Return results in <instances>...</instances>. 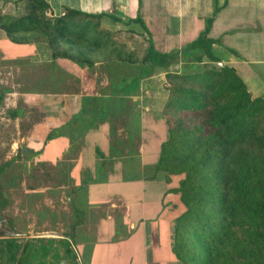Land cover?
Segmentation results:
<instances>
[{"label": "crops", "instance_id": "crops-1", "mask_svg": "<svg viewBox=\"0 0 264 264\" xmlns=\"http://www.w3.org/2000/svg\"><path fill=\"white\" fill-rule=\"evenodd\" d=\"M5 1L26 3L28 9L35 0ZM42 1L48 4L50 16L66 18L76 32L89 24L90 39L98 37L99 44L88 50L77 43L74 61L66 56L56 59L47 41V48L38 46L40 52L34 59L52 54L53 66L59 60L62 63L59 69L55 65L46 73L63 75L57 79L59 89L48 92L49 98H41L42 120L29 130L36 147L32 149L41 155L44 169L48 168L43 169L41 187L34 189L35 195H42L41 212L35 210L38 204L30 203L33 208L26 230L20 232L14 227L16 234L0 235V240H5L0 244V264L6 259L4 264H20L25 247L31 256L40 239L43 243L59 242L58 264H181L173 248L178 216L174 183L157 167L162 145L169 138L164 115L170 97L167 73L188 72L184 71L186 59L196 57L193 53L198 49L206 52L204 46L189 49V45L206 32L211 56L233 67L254 97L264 95V56L247 53L248 44L250 51L264 50V0ZM68 13L71 15L66 17ZM89 18L104 20L113 27L127 24L136 33L138 47L128 46L130 54L127 50L117 53L109 46L110 31H98L100 24ZM72 21L77 23L73 26ZM1 31L0 27V42ZM32 40L28 34L16 39L10 57L28 54L25 52L30 51ZM107 42L108 61L92 60ZM235 49L242 52L241 58ZM207 55L197 61L195 69L210 61ZM119 57L129 64L123 61L115 66ZM148 57L155 59V64L148 62ZM163 57L174 61L165 62V66L159 60ZM111 67L119 68L115 70L117 76L98 81L95 75L107 73ZM128 71L139 76L133 79L132 87L124 88V78L131 76ZM68 75H74L73 79L68 80ZM116 82L120 86L112 93L111 85ZM125 89L124 95L118 92ZM106 97H111L113 111L99 119L94 107H98V98ZM42 123L46 135L40 136L37 129Z\"/></svg>", "mask_w": 264, "mask_h": 264}, {"label": "trees", "instance_id": "trees-1", "mask_svg": "<svg viewBox=\"0 0 264 264\" xmlns=\"http://www.w3.org/2000/svg\"><path fill=\"white\" fill-rule=\"evenodd\" d=\"M29 5L30 12L19 18L0 14V27L12 40L18 33L43 31L36 41H47L56 59L73 61L69 49L59 54L60 42L88 50L99 44L98 37L90 39L89 24L76 32L63 17L53 27L46 22L47 3ZM205 33L189 49L204 46L207 55ZM207 56L210 61L196 70L167 73L169 138L157 167L174 183L178 200L173 248L181 264H264V95L254 97L233 67ZM159 60L166 66L174 58ZM147 61L155 64L152 57Z\"/></svg>", "mask_w": 264, "mask_h": 264}, {"label": "rangeland", "instance_id": "rangeland-1", "mask_svg": "<svg viewBox=\"0 0 264 264\" xmlns=\"http://www.w3.org/2000/svg\"><path fill=\"white\" fill-rule=\"evenodd\" d=\"M26 6L27 4H23V2L21 3V5H18L13 4V2L10 3L9 1L3 0L1 3L2 8L0 9V13H2L1 15L3 16L9 15L13 16L14 18H19L22 17V15L30 12V10L33 8L32 5H29V8L26 9ZM36 10L37 13L41 14L44 10V7L42 5L38 6L36 7ZM46 10L47 9L44 10L45 17H47L46 22H48L49 24L50 22L53 23L54 27V25H57L58 21L56 18L50 16L49 12ZM89 19H91V21H93L94 23L100 24L99 28L97 27L98 31H110L111 38L109 39H111V43L109 44V46H111L112 49H116L117 53L127 50L126 53L130 54L128 52V46H131L130 48L132 49H136L138 47V38L137 36L133 35L136 33H133V31L130 30L127 24L121 22L117 23L113 27L110 26L104 20L99 21L95 18ZM75 22L76 21H72L73 26L75 25L73 24ZM1 28V34L3 37L2 42H0L2 44V46L0 44V95H2L0 99V198L3 199V201H1V212L4 217L12 221L17 231L24 232L26 230V224L29 221L28 214L29 212H32L33 208L30 206V203L34 202L35 204H38V208L35 207V210L41 212L42 195L41 193L35 195L34 189L39 190V187H41V180L44 176V170H48V168L44 169L46 165L42 163L41 155L35 153L32 149V146L35 149L36 147L34 146L35 144L32 138L29 137V130L30 128L32 129L33 125L35 126L38 122H41L42 120L43 116L41 107L39 105L41 103V98L42 100L47 99L49 98L48 92H54L58 90L59 83L57 82V79L59 76H61V78L63 76L61 75V73H57V75L54 77L50 74H47L46 72L55 67V65L59 69L62 63L59 60L57 61V64L53 66V63L55 61L53 59L52 54H49L45 57H41L40 59H34V57H36L40 52L38 46H41L43 48H47L45 47L46 45L48 46V43H46V41L44 42V40L36 41L39 36H41V39L42 36H45L43 34V31H37V33L28 34V36H33L32 38L34 39L32 40L33 42H29V44H31L30 51H24L28 54L23 55V57H10V54L13 53H10L11 50L16 49L15 45H13L15 41L8 36L7 32L3 27ZM44 33L46 32L44 31ZM26 34L27 33H18L15 36L17 39H20ZM7 39H10L11 41H7ZM133 39L135 41H133ZM131 44H133V46ZM77 46V43L72 44L66 43L64 41L60 42V44H58V51L60 52L59 54H62L64 49L67 48L69 49L70 54H73L74 57L75 49ZM107 46L108 42L103 46V49H101L102 51L98 52L97 56H94V58L91 59L94 61H108L109 58L107 53ZM248 48V51H246L247 53L252 54V57H256L257 54H263L264 56V50L262 48L250 51V44H248ZM109 49L111 50L110 47ZM52 50L53 49L50 46L49 51H51V53ZM235 51L237 52L238 49H235ZM135 53L138 54L139 52L136 51ZM154 54L156 55L157 53H152V55ZM193 54H195V56L198 55L201 58L206 57V53L199 49ZM208 54L211 55L209 51ZM238 57H242L241 51L238 53ZM195 59L196 57L186 59L188 60V62L184 66V71H191L195 69V66L197 65V60ZM207 59H209L208 56ZM123 61L127 62V59L119 57L118 61H115V66ZM127 64L129 63L127 62ZM200 64L202 65V63ZM15 66L17 67L16 69H14ZM102 67V69H104L106 68V65L104 64ZM117 69L119 68L111 67L110 69H107V73L99 72V74L95 75V77L98 78V81L101 82L102 79L106 77L117 76V72H115V70ZM127 73L128 75H131L129 74V71ZM137 76L139 75L128 76L127 80H123V87H132L134 84L132 83L133 79ZM73 77L74 75H68V80H72ZM95 77H93L94 80ZM63 80L65 81V78H63ZM54 81L56 82L54 83ZM71 85L72 89L76 87V85L72 81ZM119 86L120 83L118 82L112 84L111 92L113 93L114 88ZM104 90L105 88L101 89L100 94H102ZM118 92H120L121 95H124L126 94V89L119 90ZM110 98H98V100L96 101L98 102V107H94V112L100 114L98 115V117H100L99 119H102L112 113L113 101ZM31 101L33 102L30 103ZM14 105H16L17 107ZM117 108H120V105L118 103ZM18 113L20 114L19 117ZM91 114H93V112ZM21 116L22 119L20 118ZM94 119L95 117H93L91 121H93ZM110 121L111 119H109V122ZM39 125H41V128L40 130L37 129V132L40 136H43L45 134L43 132L44 124L42 123ZM111 128L115 129V127L113 126H111ZM45 130H47V127H45ZM82 136L85 135L83 134ZM40 138L42 139V137ZM38 184L40 186H38ZM16 214L19 215V217L16 218L14 216ZM39 230H42L41 223L39 224ZM0 235L7 234L4 232H0ZM8 242H11V244L14 246V242L12 240H8L7 243ZM3 243H5V240H0V244ZM61 243L62 246L65 245V243ZM19 248L21 249V247ZM59 250L60 245L58 241L52 240L50 242L43 243V240L40 239L39 241H36L34 252H31V256L27 255L25 247V249L22 251V258H20V264H58L57 259L59 256ZM1 262L2 264H4L7 263L8 260L6 259L4 260V262Z\"/></svg>", "mask_w": 264, "mask_h": 264}, {"label": "flooded vegetation", "instance_id": "flooded-vegetation-1", "mask_svg": "<svg viewBox=\"0 0 264 264\" xmlns=\"http://www.w3.org/2000/svg\"><path fill=\"white\" fill-rule=\"evenodd\" d=\"M2 202L0 199V232L7 233L8 235L14 232V225L10 219H7L1 212ZM2 218V219H1Z\"/></svg>", "mask_w": 264, "mask_h": 264}, {"label": "water", "instance_id": "water-1", "mask_svg": "<svg viewBox=\"0 0 264 264\" xmlns=\"http://www.w3.org/2000/svg\"><path fill=\"white\" fill-rule=\"evenodd\" d=\"M218 64H219V65H222V63H221V62H218ZM1 219H2V218H1ZM11 234H13V235H14V234H16V233H15V232H12Z\"/></svg>", "mask_w": 264, "mask_h": 264}]
</instances>
